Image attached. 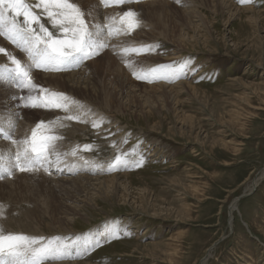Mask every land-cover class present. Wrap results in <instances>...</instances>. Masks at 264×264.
I'll list each match as a JSON object with an SVG mask.
<instances>
[{"label":"rangeland","instance_id":"1","mask_svg":"<svg viewBox=\"0 0 264 264\" xmlns=\"http://www.w3.org/2000/svg\"><path fill=\"white\" fill-rule=\"evenodd\" d=\"M220 1L138 0L105 6L100 0H74L82 10L90 11L85 18L89 24L94 23L95 15H104L108 25L119 27V15L134 10L141 25L129 35L112 36H107L108 26L104 25V37L114 45L107 43L78 66L51 73L32 69L34 78L35 74L79 73L85 67L81 78L93 71L100 74V79L92 76L99 92L96 99L89 86L70 90L73 84L54 88L35 80L44 88L65 93L81 107L73 106L71 113L20 107L12 133L13 138L22 139L40 120L67 114L83 116L85 122L62 120L64 127H55L64 141L58 142L61 162L51 170L59 172L53 180L84 178L60 183L33 175L35 172L13 170L7 175L0 171V183L8 184L0 189L11 188L20 199L2 200L0 192V227L46 239L60 236L69 244L80 238V246L71 248L78 249L75 255L52 264H201L208 256L206 264H264V0L245 4L222 0L225 6ZM186 10L195 13V19L191 21ZM41 22L60 35L46 18ZM161 22L165 28L152 26ZM0 39V47L13 50L10 41ZM142 44H159L160 48L140 55L121 51L125 46ZM13 51L22 63L28 62L22 60L20 49ZM125 60L133 66L126 67ZM183 60L195 70L170 82L149 83L132 75L133 70L173 62L179 65ZM5 63L14 67L0 53V65ZM160 85L168 89H147ZM0 89L6 92L0 95L3 114V101L11 88L0 83ZM100 90L109 94L110 106L103 102ZM16 92L26 95V91ZM140 92L146 96L139 97ZM145 99L149 103L144 104ZM8 107H12L10 102ZM94 120L98 131L92 127ZM85 144L92 146L91 151L83 150ZM77 146V156L63 155ZM121 152L129 153L130 161L139 160L138 153L142 152L143 159L139 166L131 163L127 168L108 171L107 165ZM51 159L55 161V156ZM18 173L26 176L16 181ZM112 176H116V188L106 191L104 185L95 184ZM87 178L94 180L88 182ZM234 202L236 208L231 214L229 208ZM31 203L33 216L40 222L31 224L27 231L20 225L16 228L19 221L24 223L20 219ZM71 208L84 212L71 215ZM63 217L74 221L71 233L53 225ZM109 228L117 229V238L105 240L97 235ZM176 234L179 238L172 241ZM85 240L93 245L89 252L84 250ZM170 246L178 251L169 260L165 252Z\"/></svg>","mask_w":264,"mask_h":264},{"label":"snow or ice","instance_id":"2","mask_svg":"<svg viewBox=\"0 0 264 264\" xmlns=\"http://www.w3.org/2000/svg\"><path fill=\"white\" fill-rule=\"evenodd\" d=\"M105 6L123 5L138 2V0H101ZM239 3H252L253 0H238ZM36 9L40 11L37 12ZM90 13L82 10L74 0H0V36L5 37L17 49L27 54V63H22L5 47H0V53L7 57L11 65H0V83L7 87L26 91V95L20 92H11L7 95L4 103L5 116L0 122V136L15 146L14 153L6 155L0 152V171L11 175L13 170L20 172H32L43 169L49 172L53 165L61 162V153L58 150V142L64 138L55 132L59 124L64 127L62 120L85 122L81 115L67 114L64 117H56L54 120H40L31 128L30 134L22 139L13 138L12 133L16 127V119L19 117L18 108L59 109L65 113H71L72 107H81L78 102L68 97L63 92L52 91L34 82L32 69L59 72L69 65L78 66L83 60L97 55L100 50L108 45L104 42V29L99 24H89L86 16ZM22 17V20L20 19ZM42 17L60 35L50 31ZM116 21V17L109 18ZM141 21L139 14L134 10L124 11L119 15V27L115 24L108 25L107 36L129 35L139 28ZM159 44H142L139 46H125L121 49L125 55L132 53L140 55L159 49ZM126 67H132L130 60H125ZM187 60L176 64H158L147 70L141 68L133 70L132 75L137 80H145L149 83L155 81H172L180 79L183 74L194 71ZM11 102L12 107H8ZM85 116L87 113L84 114ZM102 122V118H100ZM92 126L98 127L97 121ZM121 143L125 142L122 138ZM92 146L85 144L83 150L91 151ZM79 146L74 147L70 153L64 156H77ZM137 150L133 149V153ZM129 153H117L114 160L107 165L108 171L119 168H127L131 163L139 166L143 159V153H138L140 159L130 161ZM55 156V161L51 157ZM82 159V157H81ZM88 164V161H84ZM2 215V212H0ZM105 240L117 238V229L109 228L97 233ZM80 238L76 237L70 244L65 243L60 236L45 238L25 233L7 232L0 227V264H52L69 256V250L80 246ZM100 241L96 240L95 244ZM84 250L87 251L92 245L88 240L84 242Z\"/></svg>","mask_w":264,"mask_h":264},{"label":"bare ground","instance_id":"3","mask_svg":"<svg viewBox=\"0 0 264 264\" xmlns=\"http://www.w3.org/2000/svg\"><path fill=\"white\" fill-rule=\"evenodd\" d=\"M101 1V0H100ZM144 2H147V1H144ZM152 2V1H151ZM151 2H149V4H153V3H155V2H153V3H151ZM100 3V2H99ZM135 4V3H134ZM220 4L222 5V6H225V4H224V2L221 0L220 1ZM137 5V4H136ZM132 6V5H131ZM98 7V6H97ZM100 7V6H99ZM103 7V6H102ZM128 7V6H127ZM126 7V8H127ZM123 8V7H122ZM100 9V8H99ZM120 9V8H119ZM118 10V9H117ZM187 12H186V14L189 16L188 18H190V20L192 21L193 19H195V17L193 16L195 13H193V12H189L188 10H186ZM90 12V11H89ZM88 12V13H89ZM185 12V11H184ZM93 14V13H92ZM187 15H185V16H187ZM90 16V15H89ZM92 16V15H91ZM88 17V16H87ZM90 18V17H89ZM93 18V20H94V23L93 24H99V25H101L102 23H103V26L105 25H107L108 26V24H109V22H108V18H107V16H104V15H95V17H92ZM92 21V20H91ZM91 24V23H90ZM105 26L103 27V28H105ZM152 26L154 27V26H156V28H162V26L165 28L166 27V25H165V23L164 22H161V23H154V24H152ZM193 28H198V26H192ZM137 30V29H136ZM114 37V36H113ZM181 39V38H180ZM184 39V38H183ZM1 40V39H0ZM181 41H183V40H181ZM104 42L107 44V43H111L112 42V40H110V39H108L107 37H106V39H105V37H104ZM115 43V42H114ZM114 43L112 42V44L114 45ZM8 49H9V52H11L13 55H17V54H15V51H13L12 49H10L9 47H8ZM25 53V52H24ZM26 54V53H25ZM19 55V54H18ZM21 55V54H20ZM23 56V55H22ZM22 60H24V59H22ZM115 61V59H112V62H114ZM25 63V62H24ZM96 63H94V65H95ZM9 65V64H8ZM103 66V65H102ZM73 67V66H72ZM80 67H82V66H80ZM104 68V67H103ZM73 69V68H72ZM37 70V69H36ZM39 71H41L40 69H38ZM77 70H78V68H77ZM84 70L85 71H87L86 70V67L82 70V71H77V72H79V73H70V74H68V75H49V74H47V75H49V76H44L43 74L42 75H36L35 73V78H34V81L35 80H37V81H40V82H44L45 81V83L47 84V85H51L52 87H54V85H56V86H59V87H67V83L68 84H70V85H72L73 84V86H71L69 89L71 90L73 87H76V88H74V89H79V90H81L82 88H80V86H89V91L90 92H92V94H93V97H94V99H96V98H98V95H99V92L97 91L98 89L95 87V85H94V78H92V76L93 75H95L98 79H100V74L98 73V72H96V71H93L92 72V74H91V76H88V77H83V78H81L82 77V75L81 74H85L86 72H84ZM105 70V69H104ZM35 71V70H34ZM72 71V70H71ZM106 71H108V70H106ZM45 72V71H44ZM74 72V71H73ZM110 72V71H109ZM46 73V72H45ZM103 73H104V71H103ZM33 74V73H32ZM39 74V73H38ZM58 74V73H57ZM66 74V73H65ZM83 74V75H84ZM89 74V73H88ZM87 74V75H88ZM105 74V73H104ZM111 75L112 74H110V75H108V77H111ZM101 79H103V78H101ZM167 83V82H166ZM4 84L2 83V86H3ZM161 86V85H160ZM163 87H165V86H161V87H154V88H147V89H149V90H151L152 92L154 91V92H157V91H159V92H161V91H165L166 89H168V87H166V89H164ZM54 88H56V87H54ZM133 89H136V86L133 88ZM147 89H144V90H147ZM172 91V90H171ZM11 92H16V90L15 89H10L9 90V93H11ZM71 92V91H70ZM100 92L103 94V92L100 90ZM6 92L5 91H3L2 89H0V95H2V94H5ZM72 93V92H71ZM86 94V93H85ZM142 93L140 92L139 93V97H142V98H144L146 95H141ZM110 96H109V94H107V95H105V94H103V102H106V104H107V106L109 105L110 106V101L112 100L111 98H109ZM109 98V99H108ZM146 103H149V101L147 100V99H145V103L144 104H146ZM10 105L12 106V104H11V102H10ZM148 105V104H147ZM4 116H5V112L3 111V114H1L0 113V117H1V119H2V122H3V119H4ZM16 124H17V122H16ZM113 125V124H112ZM101 126V125H100ZM93 127V126H92ZM94 128V127H93ZM96 128V127H95ZM100 128V127H99ZM97 130L96 131H98V128H96ZM101 129V128H100ZM100 131H102V129L100 130ZM100 136V135H99ZM16 139H18V137L16 136L15 137ZM143 139V138H142ZM64 141V140H63ZM109 143V142H108ZM61 146H62V148L63 147H67L65 144H61ZM80 149V148H79ZM15 151V146L14 145H12L11 144V142L10 141H6V142H2V143H0V152H4L6 155L7 154H10V153H12V152H14ZM64 162V161H63ZM53 167V170H54V167L55 166H52ZM90 170V169H89ZM39 171H43V172H45L44 170H39ZM39 171H32V172H35V173H33V175H44V176H46V177H48L49 179H51L52 181H55V182H60V183H65V182H75V181H77V180H81L82 178H84V177H81V178H75V179H67V180H64V179H57V180H53L52 178H54V179H56V177H53L52 175H47V174H45V173H48V174H50V170H49V172H45V173H43V172H39ZM68 172V171H67ZM59 173V172H58ZM63 173V172H62ZM64 174V173H63ZM14 176H16V175H14ZM24 176H26L25 174H23V173H18L17 174V179H16V181H18V179H20L21 177H24ZM63 176V175H62ZM65 176V175H64ZM63 176V177H64ZM96 177V176H95ZM67 178V177H66ZM89 178V177H88ZM87 178V179H88ZM93 179V178H92ZM92 179H88V182H93V180ZM97 179H98V177H97ZM96 179V180H97ZM15 181V182H16ZM6 182H11V181H6ZM13 182V181H12ZM79 184V183H78ZM95 184H98L99 186H101L102 187V185H104V187H105V190L107 191V190H110L111 188H116L117 186H118V183L116 182V176H112V177H105L104 179H102V180H99V182L98 183H95ZM4 185H8V184H6V183H0V188L2 187V186H4ZM17 185V184H16ZM15 185V186H16ZM86 185V184H85ZM88 185V184H87ZM256 185V184H255ZM93 186H94V184H93ZM95 187V186H94ZM96 188V187H95ZM11 189V188H10ZM10 189H4V188H2V189H0V192H2V200H5V199H7V200H19L20 201V199H18L15 195H14V193L10 190ZM86 189V188H85ZM94 189V188H93ZM194 189V188H193ZM195 189H197L196 187H195ZM194 189V190H195ZM249 189H251V188H249ZM96 190V189H95ZM125 190V189H124ZM246 190V189H245ZM96 191H98V190H96ZM197 191V190H196ZM94 192V191H93ZM99 192V191H98ZM125 192V191H124ZM110 194V193H109ZM1 200V201H2ZM127 200V199H126ZM125 201V200H124ZM12 201H9V203H11ZM29 202V201H28ZM15 203V202H14ZM235 205V202L234 203H232L231 205H230V213L232 214L233 213V211L235 210V208H236V205ZM31 207H27L26 208V212H24L23 213V215H22V218L20 219V220H22V222H24V223H22V225L20 224L21 222L19 221V224H16V228H18L19 227V225L21 226V228H23L24 230H30V225L32 224H34V223H37V222H40V221H37L36 220V218L33 216V204L31 203V205H30ZM3 207H5V205L3 206ZM7 207V206H6ZM9 207V206H8ZM18 207V206H17ZM9 210V209H8ZM79 209H76V208H71V211H72V213H71V215H73V214H77V215H79L80 213H82V212H84V211H78ZM2 211V210H1ZM6 211H7V209H6ZM19 211V210H18ZM9 212V211H8ZM11 212V211H10ZM16 212V211H15ZM20 213V212H19ZM4 217H6L7 219H9V214H6V215H4ZM87 217V216H86ZM39 218H40V216H39ZM4 219V218H3ZM11 220H13V219H11ZM42 220H43V218H42ZM0 221H2V216H0ZM29 221V225L27 226L26 225V223ZM15 223V222H14ZM12 224V223H11ZM72 224H74V221L73 220H70V219H66V217H63L61 220H59L56 224H53V225H55V228H57L58 230L60 229V230H62L63 231V233H66V232H72L71 230H72ZM51 224L49 223V224H47V226H48V228L50 227L51 228V230L53 229L52 228V226H50ZM63 225H65L66 227H63ZM12 226V225H11ZM34 226V225H33ZM229 226H230V228L232 227V219L231 218H229ZM62 228V229H61ZM15 229V228H14ZM38 230V229H37ZM40 231V230H39ZM60 232V231H59ZM36 233V232H35ZM52 234H54V233H50V235H52ZM60 234V233H59ZM179 234V233H178ZM178 234H176V237H172V238H170L172 241L174 240V239H176V238H179V235ZM56 235V234H55ZM181 236V235H180ZM49 237V236H48ZM177 240V239H176ZM213 250V245L211 246V247H209L208 248V250H207V254L208 255H210V253H211V251ZM177 251H178V249H174V248H172L171 246L169 247V249L165 252L166 253V255H167V257L169 258V260L173 257V256H175L176 254H177ZM164 257H165V259H167L166 258V256H165V254H164ZM209 257V256H208ZM207 257V258H208ZM206 258V259H207ZM206 259H203L202 261H201V264H206ZM66 262V261H65ZM169 262V261H168ZM58 264H78V263H58Z\"/></svg>","mask_w":264,"mask_h":264}]
</instances>
